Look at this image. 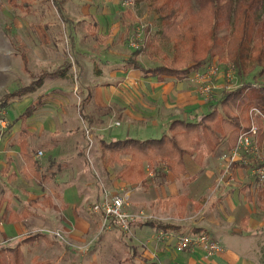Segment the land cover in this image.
I'll list each match as a JSON object with an SVG mask.
<instances>
[{
	"label": "crops",
	"instance_id": "crops-1",
	"mask_svg": "<svg viewBox=\"0 0 264 264\" xmlns=\"http://www.w3.org/2000/svg\"><path fill=\"white\" fill-rule=\"evenodd\" d=\"M50 3L58 10L48 11ZM68 3L70 0H40L36 6L44 9L33 13L32 3L25 0L22 8L29 21L23 20L14 28L0 27V102L5 101L0 111L6 121V128L0 131V247L21 241L30 228L44 225L45 220L51 229L62 230L71 239L90 230L92 233L96 222L100 223L96 215L90 216L94 203L105 193L125 190L129 212L142 211L145 217L174 227L168 232L171 237L162 243L155 239L157 233L152 227L137 224L134 232L151 230L148 245L142 250L152 264H264V218L256 216L253 200L258 186L250 171L244 174L246 167H231L230 176L221 179L230 151L227 145L211 154L203 153L200 165L185 157L186 174L180 178L167 171L159 179L149 174L146 188L116 180L119 169L114 172L111 166L103 169L106 185L98 183L97 189L98 184L89 182L80 188L84 175L78 177L79 182L74 180L75 162L83 155L77 134L83 144L88 142L85 130L91 133L89 140L98 144L135 138L140 133L164 135L173 121L197 122L216 105V99L200 97L190 76L184 80L145 76L129 63L134 59L141 65L135 50L129 57L117 56V47L121 52L125 47L112 41L119 27L111 26L110 9L83 10L82 17L76 19ZM80 22L87 23L82 34L78 30ZM62 31L68 32L69 52L58 46ZM99 35L106 40L101 42ZM89 53L100 58L98 62L103 61L105 68L93 71ZM224 76L216 78L213 93L230 89ZM80 97L84 100L82 107L86 106L84 120L91 127L85 128L77 119L83 104L77 100ZM115 123L118 127H110ZM24 155L38 164L39 177ZM91 176L95 178V173ZM173 198L186 199L182 213L178 202H170ZM38 200L37 206H44V210L24 216V211ZM196 232L222 242V253L205 258L198 250L175 251L177 235Z\"/></svg>",
	"mask_w": 264,
	"mask_h": 264
},
{
	"label": "trees",
	"instance_id": "trees-1",
	"mask_svg": "<svg viewBox=\"0 0 264 264\" xmlns=\"http://www.w3.org/2000/svg\"><path fill=\"white\" fill-rule=\"evenodd\" d=\"M15 1L9 0L13 7H24V1L19 5ZM140 1L144 0H135V4ZM192 1L150 0L148 5L150 13L156 16L160 41L171 43V64L175 65L174 62L180 60L190 65L181 69L183 72L178 77L169 74L171 67L164 65L143 69L134 59H130V65L141 69L147 77L167 75L176 80H184L208 65L207 62L214 56V52L222 48L225 60L233 65L240 76L246 78L257 70L251 77H264V0H194L204 22L209 20L207 31L199 34L193 23V20L197 23L198 19L195 17ZM141 51L143 50L140 48L135 50L134 56H138ZM4 104L5 101L0 102V109ZM251 109H257L264 114V86L245 83L235 91L224 93L217 104L197 122L173 121L167 133L158 139H125L109 144L100 143V161L105 167L117 163L120 168L115 179L131 186L146 188L149 171L156 179L161 178L164 171L180 178L186 174L185 157L193 158L200 165L203 153L211 154L221 145L232 149L239 134L248 128V111ZM262 129L259 138L261 136L264 139ZM23 158L39 177L36 170L38 164L30 162L28 155ZM232 167L242 166L234 164ZM257 199L264 204V185L258 186ZM170 202H178V211L182 213L186 204L185 198H173ZM27 214L24 211L23 215ZM142 224L152 227L156 233H168L174 228L170 224L151 219ZM28 240L27 236L21 243ZM0 253V264H22L18 248L7 247Z\"/></svg>",
	"mask_w": 264,
	"mask_h": 264
},
{
	"label": "rangeland",
	"instance_id": "rangeland-1",
	"mask_svg": "<svg viewBox=\"0 0 264 264\" xmlns=\"http://www.w3.org/2000/svg\"><path fill=\"white\" fill-rule=\"evenodd\" d=\"M23 1L25 2V0H16L15 3L19 5L23 3ZM39 1L40 0H36L33 2V0H26L27 3L30 4L32 3L33 6H31L30 9H32L33 13H35L34 11H39L42 8L44 9L43 6L40 7L36 6L37 5L36 2L38 3ZM53 2L55 3V0H53ZM70 2L71 3H68L69 10L75 14L74 17L76 19H78V17L79 19L80 17H82L81 12L83 10H87V12H92L93 10H95V12H100L104 8L107 10L109 9L111 10V15H110L112 19L111 26H114L116 24V27H119L116 30L115 36L114 38H112L113 39L112 41L115 45L125 47V52H121L120 50L121 47L119 48L117 47L116 52L118 57H129L132 54V52L136 50L135 44H137V46H141L140 49L143 50L138 54L140 56L137 59L139 60V62L143 67L149 68V67H158L164 65L166 67H171V70L168 71L169 74L178 77L183 72L180 70L186 68L185 66L190 65L189 63L187 62L184 63V61H180V60L174 62L175 65L171 64V60H172L171 58L173 54L171 51V45H170L171 43L166 44L164 41H160V38L157 34L158 27L155 22L156 16L150 13L151 9L148 6L150 0L140 1L138 4H135V0H70ZM46 7L49 6L46 5ZM192 7L196 15L195 17H197L198 19L197 23L194 22L195 20H193V23L195 27L198 29V34L201 32L203 33L206 30V25L208 24L209 20L207 22H204V19L203 17H201V14H199L198 6L194 0L192 1ZM49 8L50 9L48 11L51 12H53V10H58L57 7L54 6V4L51 5V3ZM24 12H25L24 8L19 9L18 6L13 7L10 4L9 0H0V27L7 26L9 28H14L17 26V24L21 26L24 23L23 20L28 22L29 19H26V17H28L29 15H26ZM53 17L54 16H51L50 18L51 21L55 20V18ZM30 20H33V18H30ZM86 24L87 23L84 22L78 23L79 34L85 32L86 29L84 28ZM105 27H107V25H105ZM119 29L121 32L119 31ZM61 34H62V38L58 46L61 47L62 45L63 47L62 49H64L63 51L69 52L70 50L68 49L69 46L67 44V39H69L68 32L62 31L60 35ZM98 37H100V40L102 42L104 37L101 35H99ZM113 47L114 45L112 46V49ZM204 50L205 49H203V51ZM214 53H215L214 56L209 59L207 64L209 65L211 63H214L216 66H218V72H217L218 74L216 78L221 74L225 75L226 76V78H224L225 82H227V85L230 88L229 90L222 89L220 91H216L217 93L216 92L214 93L212 92L213 94L211 93L210 96H212L213 98L215 97L216 99L215 104H217V101L220 100V98L224 95V93L226 94L231 91H235L243 87V84L245 83L254 84L256 86H264V77L257 79L251 77V75L255 74L257 70H254V72L251 75H248L246 78L242 77L237 73L236 69L233 68V65L225 60V52L223 51L222 48H218L217 52ZM89 57L92 60L91 67L93 68V71L95 69L105 68V64L103 63V61L98 62L100 58H97L94 53H89ZM193 74H190L189 76L191 77ZM228 74L230 78L227 77ZM94 75L95 74H93V76ZM78 95H80L79 92ZM77 100L83 101V104L81 105V109L79 110L78 114H76L78 121L82 122L85 128L91 127L90 125H88L87 121L84 120V117L86 115V110H85L86 106L82 107L84 106V100L81 97L77 98ZM249 112L250 110L248 111V120H249L248 128L250 127L252 122V117L249 115ZM257 126L260 127V129H262L260 122L257 123ZM79 127L82 128L83 130L82 125ZM110 127H118V126H114L112 124L110 125ZM247 129H244L243 131H247ZM162 135H163L162 133L161 134L140 133L135 138H128V139H135L139 141H144L148 139L155 140L160 138ZM75 138L77 143L79 144L80 152H82L83 155L82 158L78 159V161L75 162V166H77L76 169L77 175L74 178V180H76V182H79L78 177L80 175H84L83 180L79 182V186L81 189H84L85 185H87L89 182H91L92 184L93 183L98 184L102 182V184L106 185L105 178L103 177L104 176L103 169L106 167L101 163V161L98 160V158H100L99 157L100 150H99L98 142L97 141L93 142L91 140V144H90V142L87 140L88 142L83 144L81 136H78L77 134ZM89 139H92L91 133L89 135ZM125 139L122 138V140ZM201 148L202 147H200V149ZM259 148L262 156L261 158H264V139H262L261 136L259 138ZM84 162L85 164H88V166H91L92 168L85 166ZM242 167L248 168V170L247 169L244 170V174L250 171V166L247 167L246 165ZM110 168L111 170L116 172L120 168V166L117 163H115L112 164ZM147 170L148 168H146V172ZM92 172L95 173V178H92L91 176ZM149 174H152V172L150 171L147 172V179ZM106 180L108 182V179ZM99 188L100 186L98 184L97 189ZM246 194H247L246 192H243V195ZM253 196H254L253 200H254L256 216L260 218L261 217L264 218V204H261L260 200L257 199V195L253 194ZM40 200L34 202L30 208H27L28 213L32 211H36V209L42 210L44 206H42V208L41 206H37L38 205L37 202H40ZM99 202L100 200L95 202L94 204ZM210 208L211 206H209L206 209L207 212H209ZM127 211L129 212V210ZM45 212L47 213L48 211ZM133 213L136 214L135 212ZM91 215L94 214L90 212V216ZM96 219L98 220L99 217L96 216ZM149 219L151 218L148 217L145 218V220H149ZM37 220L39 221L40 219L37 218ZM143 221L141 220V222ZM96 223H97V228L94 232L90 233L91 231L90 230L88 233L83 234L82 237L75 240V239H71L69 235L62 230H59V232L54 231L48 226V224L50 223H47V221L45 220L44 225L38 227L34 226L29 229V235L27 236L29 237L30 241L28 240V242L26 241V243L25 242L21 243V241H19L17 243L7 244L8 246L0 247V252L1 250L3 251L7 247L18 248L20 255L22 257V264H152L150 262L151 261L150 259H146L143 256L144 253L142 250V247L146 248L148 245L147 243L148 240L150 239L149 235L151 234L150 228L149 229L146 228V232L144 230L143 231L141 230L142 232L140 231L134 232L137 228V224H136L131 227L129 233L123 234L118 229H112L109 232L103 231V229L101 228V223H99L98 221ZM262 235H264V233H262ZM219 244L221 245L222 242H219ZM1 255L2 253H0V256ZM262 259L264 258H261V260Z\"/></svg>",
	"mask_w": 264,
	"mask_h": 264
},
{
	"label": "built area",
	"instance_id": "built-area-1",
	"mask_svg": "<svg viewBox=\"0 0 264 264\" xmlns=\"http://www.w3.org/2000/svg\"><path fill=\"white\" fill-rule=\"evenodd\" d=\"M141 46L135 44V49ZM218 66L214 63L209 64L201 72H196L190 77V81L195 84L196 92L200 97L207 98L216 88V76ZM230 78L229 74L227 75ZM249 115L252 117V122L247 131H242L237 138L235 146L230 149L229 154L225 157L226 164L222 167V178L226 179L230 176V169L234 164L242 166H250L251 176L254 178L258 186L264 185V158H261L259 148L260 127L257 123H261L264 128V114L257 109H251ZM117 126L118 124L115 123ZM6 128L4 113L0 111V131ZM88 141L89 131L85 130ZM42 154L38 153V157ZM129 194L125 190H120L117 194L105 193L102 200L91 207L92 214L100 219L101 228L103 231L109 232L112 229H118L121 233L127 234L130 232L133 225L138 224L141 220L145 221L144 213L136 214L128 212ZM143 221V222H144ZM171 235L164 232L156 234L158 242L167 241ZM200 251L205 258H212L222 253V246L213 239L210 235L204 232L189 233L185 235H177L175 237V251L178 253H187Z\"/></svg>",
	"mask_w": 264,
	"mask_h": 264
}]
</instances>
